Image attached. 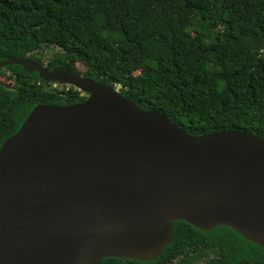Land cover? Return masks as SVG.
<instances>
[{
  "label": "water",
  "instance_id": "1",
  "mask_svg": "<svg viewBox=\"0 0 264 264\" xmlns=\"http://www.w3.org/2000/svg\"><path fill=\"white\" fill-rule=\"evenodd\" d=\"M85 100L38 104L0 146V264L150 262L178 221L264 250V137L190 135L116 88L20 56L0 60Z\"/></svg>",
  "mask_w": 264,
  "mask_h": 264
},
{
  "label": "trees",
  "instance_id": "2",
  "mask_svg": "<svg viewBox=\"0 0 264 264\" xmlns=\"http://www.w3.org/2000/svg\"><path fill=\"white\" fill-rule=\"evenodd\" d=\"M18 56L118 87L190 135L264 137V0H0V60ZM1 70L13 90L0 87V146L34 106L86 98L19 66ZM200 262L264 264V250L229 228L206 233L178 221L156 260L100 264Z\"/></svg>",
  "mask_w": 264,
  "mask_h": 264
},
{
  "label": "rangeland",
  "instance_id": "3",
  "mask_svg": "<svg viewBox=\"0 0 264 264\" xmlns=\"http://www.w3.org/2000/svg\"><path fill=\"white\" fill-rule=\"evenodd\" d=\"M55 52L50 53L49 55H54ZM45 56H48V53H45ZM77 69L78 71L82 74L85 72V70L83 69V67L81 65H77ZM13 85V81L11 80L9 73L6 72L5 70H1L0 71V87H3L6 90H13L12 88ZM57 86V84H55ZM60 86V85H58ZM67 87V86H65ZM118 89V87L116 88Z\"/></svg>",
  "mask_w": 264,
  "mask_h": 264
},
{
  "label": "flooded vegetation",
  "instance_id": "4",
  "mask_svg": "<svg viewBox=\"0 0 264 264\" xmlns=\"http://www.w3.org/2000/svg\"><path fill=\"white\" fill-rule=\"evenodd\" d=\"M4 69V68H3ZM202 262H200V264H201Z\"/></svg>",
  "mask_w": 264,
  "mask_h": 264
}]
</instances>
